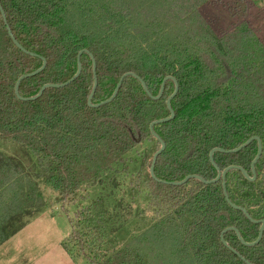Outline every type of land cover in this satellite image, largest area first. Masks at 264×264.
<instances>
[{
    "label": "trees",
    "instance_id": "16d2710c",
    "mask_svg": "<svg viewBox=\"0 0 264 264\" xmlns=\"http://www.w3.org/2000/svg\"><path fill=\"white\" fill-rule=\"evenodd\" d=\"M213 0H0V141L19 144L37 158L40 176L59 195V203H76L81 192L103 182L104 175L124 166L128 156L146 142H155L147 176L144 165L132 182L144 190L156 222L120 241L118 216L101 199L72 220L65 251L83 253L87 264H264V42L247 23L218 36L201 10ZM13 36L25 50L13 42ZM80 77L64 88L47 89L36 101L15 93L18 80L47 62L39 75L25 79L20 96H36L47 84H64L78 71ZM93 55L98 87L93 105L110 99L127 73L116 99L100 108L88 105L94 86ZM166 144L151 176L160 142ZM146 83L150 95L145 91ZM253 137L263 144L256 165V181L239 170L223 181L204 184L218 171L237 166L253 177L251 164L258 142L237 152ZM230 151V152H229ZM147 160V159H146ZM145 161V160H144ZM0 162V246L11 237L13 219L47 206L38 185L11 160ZM121 168L120 172H126ZM139 222L141 215H137ZM147 217V218H146ZM144 221H148L145 216ZM252 220L259 223H254Z\"/></svg>",
    "mask_w": 264,
    "mask_h": 264
},
{
    "label": "rangeland",
    "instance_id": "374dc122",
    "mask_svg": "<svg viewBox=\"0 0 264 264\" xmlns=\"http://www.w3.org/2000/svg\"><path fill=\"white\" fill-rule=\"evenodd\" d=\"M201 13L218 36L247 23L264 42V0H213L202 8ZM154 146L155 142L138 146L124 166H117L104 175L103 182L81 192L77 202L72 204L58 202V193L40 176L35 156L19 144L0 141V162L7 166L6 162L11 160L29 176L38 185L47 204L43 211L30 210L6 225L11 237L0 246V264H87L83 253L75 249L73 258L63 244L72 234L71 222L79 210L95 206L100 199L110 209H115L121 242L153 225L157 217L149 208L148 195L143 189L135 190L132 182L138 178L141 164H145L142 176H147ZM121 168L128 170L120 172ZM137 215H141L142 221L139 222ZM145 216H148L147 222L143 219Z\"/></svg>",
    "mask_w": 264,
    "mask_h": 264
},
{
    "label": "water",
    "instance_id": "95a60500",
    "mask_svg": "<svg viewBox=\"0 0 264 264\" xmlns=\"http://www.w3.org/2000/svg\"><path fill=\"white\" fill-rule=\"evenodd\" d=\"M0 12H1V14H2V16H3V18H4L5 23L7 24L6 15H5V12H4V10H3L1 4H0ZM8 32H9V34H10V36H11V38H12L14 44H15L19 49H21L22 51H25V50L21 47V45L18 43V41L15 39V37L13 36L12 31H11V29H10L9 27H8ZM84 53L90 54L89 51H87V50H84V51H82V52L79 53V55H78V71H77L76 75H75L73 78H71L69 81H67V82L64 83V84H47V85H45V86L42 87V89L40 90V92H39L36 96H34V97H30V98H22V97L20 96V92H19V89H20V85H21V83H22L25 79H27V78H31V77H35V76L39 75L40 73H42V72L45 70L46 65H47V62H46V60L44 59V60H43V66H42L40 69H38L37 71H35V72L31 73V74L25 75V76L21 77V78L18 80V82H17V84H16V88H15V93H16L17 97H18L19 99L23 100V101H36V100H38L39 98H41V97L43 96L44 92H45L47 89H51V88H57V89H59V88H64V87L69 86L70 84H72L73 82H75V81L80 77V75H81V73H82L81 57H82V55H83ZM90 56H91V59H92V61H93V66H94V68H93V72H94V86H93V90H92V92H91V95H90V97H89V99H88V105H89L90 107H92V108H100V107H102V106H104V105H106V104H109V103L113 102V101L116 99V97L118 96L119 90H120V88H121V86H122L123 81L125 80V78H127V77H129V76H134V77H136V78H138V77H137L135 74H132V73H127V74H125V75L120 79V81H119V83H118V85H117V87H116V89H115V91H114V93H113V95H112V97H111L110 99H108V100H106V101H104V102H102V103H100V104L93 105V104H92V100H93V98H94V95H95L96 89H97V87H98V79H97V75H96V62H95V59H94L93 55H90ZM168 81H174V82H175V91H174V93L172 94V96H171V97L168 99V101H167V107H168V109H169V111H170V113H171V116H170L169 118H166V119H163V120L157 121V122L153 123V124L150 126V129H151V132H152L153 136H154V137L160 142V144H161V148H160V150L154 155V158H153V165H152V167H151V172H150V173H151V176H152L153 178H155V166H156V163H157L158 157H159V156L165 151V149H166V144H165V143L161 140V138H160V137L154 132V126H155V125H160V124H163V123H169V122H171V121H173V120L175 119V112H174L173 109H172V105H171V103H172V101L176 98V96H177V94H178V92H179V84H178L177 80H176L174 77H171V76H170V77H167V78L163 81V83H162V87H161V90H160V94H159V96H158V97H153V96L150 95L146 83L142 81L143 88L145 89V91H146V92H147V93H148V94H149L154 100H159V99L162 97V95H163V93H164V90H165V85H166V83H167ZM253 141H257V142H258V154H257L256 158L253 160V162H252V164H251V170H252L253 177H250V175L248 174V172H247L245 169H243L242 167H237V166H233V167H230V168L226 169L225 171H221V170L219 169V167L216 165V163L214 162V158H213V157H214V154H215L216 152H224V153H225V152H227V151L222 150V149H214V150L210 153V159H211L212 164L214 165V167H215V168L217 169V171H218V176H217L216 180H214V181H210V182H207L206 180H204L203 178H201V177H199V176H197V175H192V176H188L187 178H185V180H183L182 182H177V183H166V184H168V185H173V186H182V185L186 184V183H187L189 180H191V179H197V180L201 181V182L204 183V184H212V183H215V182H218V181L222 180V181H223V186H224V193H225L226 199H227L228 203L230 204V206H232V207H233L234 209H236V210H242V211L246 214V216H247L248 218H250V215L248 214V212H247L246 210H244V209H242V208H240V207H237L236 205H234V204L230 201L229 196H228V193H227V190H226V175H227V173H228L229 171H231V170H239V171H241V172L243 173L244 177H245L248 181H250V182H254V181H256V176H257V174H256V165L258 164L259 160L261 159V157H262V155H263V144H262L261 139H260L259 137H253V138H251L250 140H248L243 146H241V147H239L238 149H235V150H233V151H231V152H232V153H237V152H239V151L245 149L246 147H248V145H250ZM252 222H254V223H259V222L254 221V220H252ZM261 223H262V226H261V228H260L259 237H258V239H257L255 242H253V243H247V242H245L244 239L242 238L240 232H239L237 229L233 228V227H230V228L226 229V230L221 234V240H222L223 244H224L225 246L228 247L226 241L224 240V235H225L226 232L234 231V232L237 234L239 240L242 242V244H244L245 246H248V247H254V246L258 245V244L261 242V240H262V238H263V236H264V221H261ZM243 261H245L247 264H250V263H249L247 260H245V259H243Z\"/></svg>",
    "mask_w": 264,
    "mask_h": 264
},
{
    "label": "flooded vegetation",
    "instance_id": "af4514ba",
    "mask_svg": "<svg viewBox=\"0 0 264 264\" xmlns=\"http://www.w3.org/2000/svg\"><path fill=\"white\" fill-rule=\"evenodd\" d=\"M230 152V151H229ZM233 167V166H232ZM230 168V167H229Z\"/></svg>",
    "mask_w": 264,
    "mask_h": 264
}]
</instances>
